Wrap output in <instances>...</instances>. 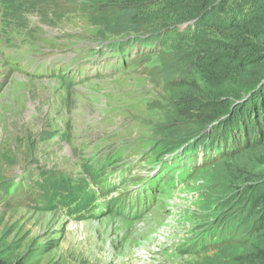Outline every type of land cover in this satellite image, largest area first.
I'll return each instance as SVG.
<instances>
[{
  "label": "rangeland",
  "instance_id": "374dc122",
  "mask_svg": "<svg viewBox=\"0 0 264 264\" xmlns=\"http://www.w3.org/2000/svg\"><path fill=\"white\" fill-rule=\"evenodd\" d=\"M237 1L242 16L256 0ZM122 5L0 0V261L252 264L264 236H253L264 214L251 205L264 197V147H226L234 129L203 123L264 77V61L232 78L223 59L228 70L207 80L200 59L181 57L200 48L156 49L162 41L143 39ZM228 35L204 48L250 58L256 39ZM192 80L213 95L197 119L178 108L191 88L176 84ZM62 177L94 197L88 208L73 209L67 187L43 192Z\"/></svg>",
  "mask_w": 264,
  "mask_h": 264
},
{
  "label": "trees",
  "instance_id": "16d2710c",
  "mask_svg": "<svg viewBox=\"0 0 264 264\" xmlns=\"http://www.w3.org/2000/svg\"><path fill=\"white\" fill-rule=\"evenodd\" d=\"M117 2H123L122 6L128 10H135V18H138L137 27L142 29L141 36L143 39L155 38L162 41V44L156 46V49L167 50L169 54H171L170 52L180 53L184 41H188L187 47L190 49L200 48L198 54L184 50L185 52L182 53L181 57L196 56L192 57L189 63L198 62L200 59L203 64L195 67L199 68L198 71L203 73L207 80H210V75H217L216 72L222 69L228 70L225 67L227 64L222 62L223 59L235 64V68L233 65H229L235 69L234 71H227L232 75V78L250 66L257 67L260 62L264 61V0H256L255 3L249 5L251 11L242 16H239L238 12L244 7L238 6L240 2L237 0H114V3ZM254 4L256 6L252 7ZM221 21L223 23L215 26L217 22ZM181 27L184 29H180ZM195 28L197 30L193 34ZM205 34H208L206 38H204ZM227 34H229V38H241L239 45L246 39L255 38L256 43H250L246 48L251 57L245 56L246 52L239 56L233 47L223 51L226 45L214 47L212 44L211 46L215 49L213 53H209V48H204V45L209 44L207 42L209 37H221L223 40ZM217 44L215 43V45ZM245 57H247L246 60H244ZM206 59L209 60L206 61ZM191 65L193 66V64ZM183 73L186 75L187 71L185 70ZM262 77L253 84L246 83L242 87V91L246 92L239 94V97L231 96L226 99L228 102L223 100V102L226 101L225 104L219 105V108L215 107L213 110L217 116L209 117L204 121V126L216 124L224 129H227L226 126L234 129V132L230 133V138L225 140L226 147L229 143L234 144L241 141H244V145L249 148L260 149V147H264V82H262L264 77ZM188 78L193 79L189 76ZM186 85L191 88V92L188 91L180 98L178 108L181 109L184 116H192L193 119H197L194 113L203 111V99L210 100L213 95H208L206 86L199 80L179 82L176 87L184 88ZM237 100L239 102H235ZM216 130L220 131V128ZM237 151L238 148L233 153L235 156L238 154ZM84 169H87V174L94 176L93 169L89 165L88 168L84 167ZM71 183L62 177V179L50 181L44 187L43 192L48 193L49 190L57 191L59 189L61 193L67 187L69 191H66L67 197L64 199L74 201L73 209L81 211L88 208L94 197L90 195L87 189L77 188L74 183ZM254 202H256L255 209L259 208V211L264 214V197L259 201L254 200L251 205ZM255 225L253 236L256 237L264 231V217ZM259 240L262 246H253L250 252L252 264H264V236ZM0 264H8V262L4 260L0 261Z\"/></svg>",
  "mask_w": 264,
  "mask_h": 264
}]
</instances>
